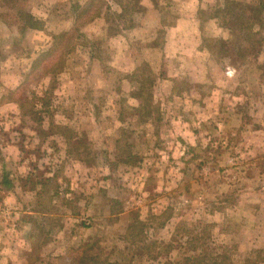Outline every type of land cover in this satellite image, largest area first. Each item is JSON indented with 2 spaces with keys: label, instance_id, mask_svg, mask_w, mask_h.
I'll list each match as a JSON object with an SVG mask.
<instances>
[{
  "label": "rangeland",
  "instance_id": "374dc122",
  "mask_svg": "<svg viewBox=\"0 0 264 264\" xmlns=\"http://www.w3.org/2000/svg\"><path fill=\"white\" fill-rule=\"evenodd\" d=\"M7 4L0 264H76L87 243L120 264H174L186 231L232 264L264 250V0ZM53 45L63 62L45 75ZM139 69L154 80L149 118Z\"/></svg>",
  "mask_w": 264,
  "mask_h": 264
},
{
  "label": "trees",
  "instance_id": "16d2710c",
  "mask_svg": "<svg viewBox=\"0 0 264 264\" xmlns=\"http://www.w3.org/2000/svg\"><path fill=\"white\" fill-rule=\"evenodd\" d=\"M7 1L11 2L13 7H17L18 9L22 8L28 0H3L4 6L8 7ZM14 7V8H15ZM22 16L26 20V22L29 24L28 26L24 25V29H38L37 20L34 19L33 16L30 14H27L24 10L22 11ZM60 37H56V40H59ZM56 44V48H57ZM70 46V45H69ZM55 46L53 45L49 50H47L45 53H42L39 58L45 59L48 56L54 55V53L57 51ZM64 52H61L60 54H56L52 57H54L52 60L56 63L54 66H52L50 69L46 70L45 75H53L55 74L59 69L55 66H60L63 62ZM43 59V60H44ZM42 60V61H43ZM61 62V63H60ZM145 67V66H144ZM139 72L136 76H138L140 79V89L137 92L132 93L134 97L138 99L144 100V106L145 110L147 112L148 118L153 115V112L155 111L156 107L154 105V97H153V85L154 80L151 79H145V74L147 70L139 69ZM146 122V121H145ZM69 142V139H68ZM7 184H10L8 182ZM144 232V221L140 220L139 218L136 219L128 228L126 239L131 244H137L139 241L142 242V235ZM186 236L191 237L189 238L190 241L187 243L190 245V249L185 252V254L178 258L176 260V263L174 264H232V258H231V250L228 247H223L221 249H218V253L214 252H208L207 249H205V245L201 243V238H198V235H195L194 232L186 231L184 233ZM209 238V237H205ZM200 242V243H198ZM96 249L95 244L87 243L83 245L82 247L78 248L74 251V258L76 259V264H120L118 262H112L109 261L107 258H103V256L94 250ZM193 255H189L188 252H197ZM264 254V250L258 251L256 258H247L245 260L244 264H260L264 263V258L260 261V256Z\"/></svg>",
  "mask_w": 264,
  "mask_h": 264
},
{
  "label": "crops",
  "instance_id": "0c3cea01",
  "mask_svg": "<svg viewBox=\"0 0 264 264\" xmlns=\"http://www.w3.org/2000/svg\"><path fill=\"white\" fill-rule=\"evenodd\" d=\"M175 56H176V55H175ZM171 65L174 66L172 62H171ZM174 67H175V66H174ZM175 68H176V67H175Z\"/></svg>",
  "mask_w": 264,
  "mask_h": 264
}]
</instances>
